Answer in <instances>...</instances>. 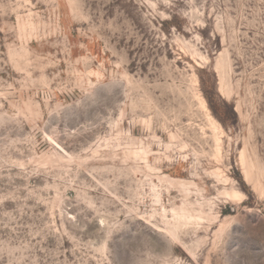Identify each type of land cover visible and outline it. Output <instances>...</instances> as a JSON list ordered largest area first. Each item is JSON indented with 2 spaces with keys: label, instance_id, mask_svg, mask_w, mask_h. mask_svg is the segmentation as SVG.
<instances>
[{
  "label": "rangeland",
  "instance_id": "1",
  "mask_svg": "<svg viewBox=\"0 0 264 264\" xmlns=\"http://www.w3.org/2000/svg\"><path fill=\"white\" fill-rule=\"evenodd\" d=\"M0 264H264V0H0Z\"/></svg>",
  "mask_w": 264,
  "mask_h": 264
}]
</instances>
